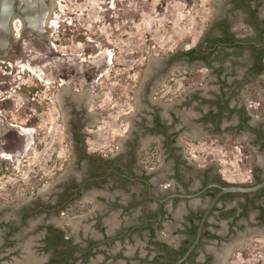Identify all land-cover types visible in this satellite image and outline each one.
<instances>
[{
    "label": "rangeland",
    "instance_id": "obj_1",
    "mask_svg": "<svg viewBox=\"0 0 264 264\" xmlns=\"http://www.w3.org/2000/svg\"><path fill=\"white\" fill-rule=\"evenodd\" d=\"M54 1L51 12L50 0H37L40 7L37 6L35 14L31 13V16L26 18L21 17L23 24L20 23V30L16 31L18 34L11 32L10 41L0 49V59L3 61L0 62V147L4 148L5 157H8L3 158L6 175L0 179V208L11 207L7 210V215L18 211L22 205H32L30 208H35L36 205L44 203L48 199L47 196L53 199L52 193L45 195L46 193L40 191L39 196L35 197L37 201L32 200V204H29V200L34 197L31 196V192L35 191L38 183L49 182L46 184L49 190L55 179L49 175L44 177V180L39 177L40 174L43 175L42 171L51 168L50 153L53 145L58 146L57 172L65 169L61 161L65 158L66 147L59 141V144L56 143L54 137L55 117L52 114L54 110L51 84L48 82L54 69L60 71L61 68H68L74 71L81 63H87L89 69H100L99 72H102V67L104 68L98 82L93 81L94 84L103 87L95 91L103 92L101 99L104 109L99 110L102 113L99 116L102 121L92 129L94 135L89 134L88 142L92 147L86 151L90 155L97 152L108 154L112 151L107 150L105 145L112 147L116 131H119L120 126L125 129L128 125L123 120L128 119L125 113L130 110L129 107H134L132 89H136L141 81L146 79L158 63L159 57L163 60L168 59L171 63L179 62L174 68L170 67L171 63L168 65L163 88L180 90L181 83L191 79L198 80L203 83L201 94L209 99H215L219 96L211 90L210 83L214 77L209 68L204 65H187L183 58L175 53L196 45L211 24L219 23L223 19L227 20L226 23L230 24L233 33L238 36H245L249 31L248 26L244 25L240 18L229 20L230 17L226 13V10H229L228 0ZM262 10L264 12V7ZM48 12L47 19L52 22L50 25L44 24L45 14ZM56 43H59V46L57 52H53ZM84 58L86 60H80ZM109 60H112V63H108ZM38 77H43L46 82H40ZM94 78L96 79L97 75ZM101 80L103 82H100ZM245 104L251 113H256L255 109L261 107L258 101H248ZM60 115L61 112H57L56 129L59 140L62 139L59 136L63 135L59 132L62 126ZM201 134L205 133L199 131L196 134L197 138L186 139L185 154L189 157L190 164H187L186 171L181 174L186 181L191 179V175H204L206 171H210L208 174H213L225 184L250 185L255 181V177L261 178V173L256 174L255 167L259 164L256 153L242 140L233 134L225 139L210 134L202 137ZM237 143L240 145H236ZM98 146L99 148L93 149ZM155 152L150 151L151 154H148L150 159L153 160ZM75 154L76 158L77 151ZM143 155L146 156V153ZM164 163L158 165V169H162V175L159 171L157 176L171 177V167L167 172V165ZM66 171L74 176V180H81L94 173L97 175L105 173L104 168L94 167L88 161L74 163L72 168ZM65 174L66 172L59 177L62 178ZM151 176V180L157 178L156 175ZM130 186L135 191L141 190L136 184L118 183V179L112 174L105 176L102 185L91 187L90 194L84 193V196L78 201H73L72 205L58 206L57 210L47 213L38 210L29 217V222L35 225L33 224L35 221L40 223V218L42 224L53 222L78 248L91 246L86 254H81L83 251L75 247L76 251L74 254L71 253V256L74 255L76 259L74 257L67 259L66 263L69 264H125L123 258L116 254H134L141 257L154 255L158 245L151 242L149 233L134 234L132 237L117 236L123 233L121 230H127L129 225L139 220L135 215L117 227L120 220L129 218L138 209L140 202L137 201L136 194L133 192V201L130 198L125 199L126 204H122V209L119 206L110 209L104 205L105 199H101L102 196L109 199L111 196L108 193L113 190H117L120 196H129L125 189ZM139 195H141L139 198L144 197L142 192H139ZM234 197L242 199L240 194H235ZM64 199L59 197V202ZM259 202L264 204V200ZM145 203L142 204L143 217L149 215L150 218L153 213L151 209L145 208ZM252 210L244 213L245 215L235 223L229 224L231 234L243 231V235L242 239L240 241L237 239L230 248L229 259L225 264H264V223L254 222ZM101 218L102 223L99 221ZM108 223L113 229L108 227ZM218 223L220 230L224 231L226 221ZM36 225L24 226L25 231L31 232V237L36 242L24 244L23 249L28 246L27 254L34 256L36 264H53L52 260L65 259L64 254L59 256L62 251H67L68 248L65 246H59L57 250L49 246L47 249L44 246L41 248L42 243L38 241L43 237L45 229L40 224ZM161 231L162 229H155L153 240L165 237ZM247 231L249 234H246ZM96 242L99 243L93 245ZM24 258L28 256L25 255ZM4 261L7 263V260Z\"/></svg>",
    "mask_w": 264,
    "mask_h": 264
},
{
    "label": "flooded vegetation",
    "instance_id": "obj_2",
    "mask_svg": "<svg viewBox=\"0 0 264 264\" xmlns=\"http://www.w3.org/2000/svg\"><path fill=\"white\" fill-rule=\"evenodd\" d=\"M228 5L229 10H226V13L230 17L229 20H233L236 17L240 18L241 22L248 26L249 31L247 33L249 35L238 36L234 34L230 24L226 23V19L219 23L214 22V25H210L196 45L175 53L179 54L187 65H204L209 68L210 72H213L215 69L213 65L215 64L214 57L218 50L223 48L231 51L230 48L235 47L230 46L232 43L231 38L225 39L226 32L234 35L235 39L232 44H235L236 47H241L243 51H245L244 46L264 45V12L262 10L264 0H228ZM37 6L40 7L37 0H0V46L3 45L0 49H3L7 44L6 42L10 41L11 32L18 34L16 32L17 28H20V23L23 22L20 20L21 17L26 18L31 16V13L34 15ZM238 13H242V15ZM46 19L45 15L44 24H46ZM57 46H59V43L55 44L53 52H57ZM0 62L3 61L0 59ZM107 62L112 63V60ZM157 62L155 68H152L153 70L146 79H143L136 89H132L134 91V107H129L131 111L129 110L125 113V117L128 119L123 120L128 125L125 126V129L120 126L119 131H116L112 147L105 145L107 150L112 151L108 154L97 152L90 155L86 151L92 147L88 142L89 134L94 135L92 129L102 121L99 117L102 113L99 110L104 109V103L101 99L103 92L95 93V91L103 87L94 84L93 81L98 82L99 76L103 75L104 68L102 67V72H99L100 69H89L87 63H85L86 65L81 63L76 70L72 68L74 71H70L68 68H61L60 71L54 69L52 71L48 82L51 84V101L54 110L52 114L55 117V131H53L56 138L55 142L58 144L60 142L66 147L65 158L61 161V165L65 166V169L62 172H57L59 169L58 146L53 145L50 153L51 168L45 172L42 171L43 175L40 174L39 177L44 180V177L49 175L55 177V179L49 190L46 187L49 182L46 184L38 183L35 191L31 192V196L34 195V197L29 200V204H32V200L37 201L35 197L39 196L40 191L46 193L45 195L52 193L54 195L53 199L51 200V197L44 195L48 198L44 203L38 204L32 209L30 208L32 205H22V208L18 211L8 215L6 214L7 210L11 207L0 208V264H14L15 260H20L25 255L28 256L29 260L33 261L28 260V263L36 264L34 256L31 257L27 254L29 252L28 246L23 249L24 244L27 242L29 244L31 242L36 243L31 237V232L25 231L24 226L31 227L40 224L44 227L45 233L38 242L42 243L41 248L44 246L46 249L47 245L49 246L50 244V240L47 237L56 238L59 235L58 231L63 232L53 222L42 224L41 218L39 219L40 223L35 221L33 223L35 225H31L29 217L37 213L38 210L47 213L51 212V210L55 211L58 206L72 205V202L78 201L79 198L84 196V193L90 194L92 192L90 190L91 187L96 188L102 185L105 176L111 174L118 179V183H132V185L140 186L141 190L139 192H142L145 199L151 202L154 207L153 216L148 218V220H160V222L154 221L155 225L153 226H156L155 229H162L166 225H170L176 228L179 235L176 240L172 241H168L166 236L153 240L155 233L151 232V242L155 243L156 246L158 245L156 254L145 257L125 253L116 254V256L123 258L125 264H172L183 256L193 244L200 219L213 197L219 191V188L208 187L198 195L191 197L180 196L179 194H195L210 183L226 184L213 174H208V171L204 175H191V179L188 181L181 177V174L186 171L187 164H190L189 157L185 154L186 139L197 138L196 134L201 130L200 128H204L210 133L218 131L223 133L226 131V127L222 128L220 124L223 120L219 122L217 119V116H220L216 115V109H214L215 107L217 108V103L201 94L203 91L202 82L191 79L181 83V89H177L178 91L175 89L167 90V88H163V81L166 78V71L171 61L169 62L168 59L163 60V58L159 57ZM15 63L17 64V61ZM22 68L25 67L22 66ZM95 75H97L96 79L94 78ZM38 80L46 82L43 77H38ZM100 82L103 81L101 80ZM222 82L220 84L222 86L220 93L223 96H232L236 93L234 91L235 88L232 84H228L226 79ZM168 91L169 93L167 94ZM173 98L176 99L174 100ZM36 106L39 107V105ZM55 110L61 112L62 129L60 128L59 130L63 134L59 136L62 138L61 140L58 139V130L56 129L58 117ZM97 148L99 146L93 147V149ZM100 150L103 151V149ZM152 150L156 151L153 160L148 155L151 154L150 151ZM75 151H77L76 158ZM145 153L146 156L143 155ZM97 154L99 157H95ZM4 155V148L0 147V179H3L6 175ZM86 161L90 162L94 167L104 168L105 173L99 175L94 173L81 180H74V176L69 175V171H66V169L72 168L74 163H84ZM162 162L166 163L167 172H169L168 169L171 167V177L163 178L157 176L159 171L161 172L160 175H162V169H158V165ZM64 172H66L65 176L59 177ZM151 175H156L157 178L151 180ZM163 175L165 177V174ZM262 179L255 177V181L252 184ZM116 191L113 190L108 193L111 196L109 199L106 196L101 197V199H105H103L105 201L103 202L104 205L109 206L110 209H116L117 206L121 207V209L123 208L121 196ZM125 191L129 193V198L132 200L133 192H136L135 189L130 186ZM260 193L262 195H259ZM130 194L132 195L130 196ZM172 194L176 195L171 196ZM235 194H240L242 199L233 198ZM59 197L65 199L59 202ZM194 198L196 201L191 202L190 200ZM260 200H264V187L250 193L229 192L222 194L207 214L197 242L185 259L178 264H225L229 259L230 248L236 243L237 239L240 241L242 239L241 235H243V231L240 233L236 231L231 234V226L229 224L235 223L237 219L245 215L244 213L252 209L254 222L264 223V204L259 202ZM258 206L262 207V209ZM232 207H237L235 216L222 218L221 213ZM176 211H178L177 219H175L176 216H173ZM99 221L102 223V218ZM219 221H226V230H220ZM131 226L129 225V228ZM247 232L246 234H249ZM161 233L164 235V231H161ZM66 239L70 240L68 237ZM69 243L68 245L72 249L77 247L79 251H83L81 254H86L90 251L89 248L91 246L82 249L72 244L71 240ZM98 243L96 242L93 245ZM4 260H7V263ZM63 261L65 260L63 259ZM55 262L57 261L52 260L53 264Z\"/></svg>",
    "mask_w": 264,
    "mask_h": 264
},
{
    "label": "crops",
    "instance_id": "obj_3",
    "mask_svg": "<svg viewBox=\"0 0 264 264\" xmlns=\"http://www.w3.org/2000/svg\"><path fill=\"white\" fill-rule=\"evenodd\" d=\"M245 51L241 47H231L230 54L225 58L219 53L217 57H214L215 69L213 72H210L214 77L213 82L210 83L211 89L218 94V98L213 99V102L217 103L216 115L217 119L221 121L220 126L226 127L225 132H215L210 133L203 128H200L201 136L210 134L216 136L220 139H225L230 134H233L237 139L242 140L245 145L255 151L257 156L256 160L258 161L256 174L261 173V178H264V45H254L251 47H245ZM227 80L228 84H232L235 88L234 93L231 95L223 96L221 92L220 84L224 80ZM222 82V83H221ZM215 86V88H213ZM237 86V87H236ZM216 94V95H217ZM246 99V101H244ZM258 101L260 102V108L255 109L256 113H251L250 109H246V102L248 103ZM225 114V115H224ZM224 117V119H222ZM210 172V171H208ZM136 188V187H135ZM137 189V188H136ZM135 197L137 201L140 202L139 207L134 211L130 217L125 218V220H120L117 227L122 226L124 221H129L131 218H134L136 215L137 222L123 231L120 235L117 236H133L134 234H150L151 232L155 233L154 221H149V215H144L142 204L145 203V208L151 209V212H154V207L151 202H148L145 199V196L139 198V190L135 192ZM122 204H126V200L129 198L128 195L121 196ZM126 199V200H125ZM145 200V201H144ZM144 201V202H142ZM191 202L196 201V199H191ZM184 202V200H183ZM175 214V215H174ZM173 216H176L177 219L178 213H174ZM115 218V217H114ZM108 219V218H107ZM108 227L113 229V226L108 223ZM115 226V225H114ZM152 228V229H151ZM152 230V231H151ZM111 231V230H110ZM164 235L167 237L168 241L176 240L179 236L177 234L176 228L170 225L162 228ZM133 248L132 246H130Z\"/></svg>",
    "mask_w": 264,
    "mask_h": 264
},
{
    "label": "water",
    "instance_id": "obj_4",
    "mask_svg": "<svg viewBox=\"0 0 264 264\" xmlns=\"http://www.w3.org/2000/svg\"><path fill=\"white\" fill-rule=\"evenodd\" d=\"M177 65H179V62H172L170 67L174 68ZM208 187H216L219 188V191L216 193V195L213 197V199L211 200V202L209 203L207 209L205 210V212L203 213L201 219H200V223L198 226V230H197V234H196V238L193 242V244L189 247V249L186 251V253L181 256L177 261H175L172 264H178L180 263L182 260L185 259V257L187 256V254L189 253V251L193 248V246L195 245V243L197 242L200 233H201V228H202V224L207 216V214L209 213V211L211 210V208L213 207V205L215 204V202L217 201V199L224 193H250V192H255L259 189H261L262 187H264V178L254 184H250V185H237V184H229V185H223V184H219V183H210L207 186H205L204 188H202L200 191L196 192L195 194H179L180 196H186V197H191L194 195H198L199 193H201L203 190H205ZM176 194H172L171 196H174ZM29 258H21L20 260H15L14 264H34V263H28Z\"/></svg>",
    "mask_w": 264,
    "mask_h": 264
},
{
    "label": "trees",
    "instance_id": "obj_5",
    "mask_svg": "<svg viewBox=\"0 0 264 264\" xmlns=\"http://www.w3.org/2000/svg\"><path fill=\"white\" fill-rule=\"evenodd\" d=\"M242 1H245V0H242ZM233 36L234 35L226 32L225 39L231 38V41L233 43V40L235 39ZM232 43L230 44V46H236L235 44H232ZM218 44H220V43H218ZM219 53L225 58L226 56H228L230 54V51H227V50L221 48V49L218 50L217 55H219ZM217 55L215 57H217ZM258 207L262 209V207H260V206H258ZM236 210H237V207H232L229 210L223 211L221 213V216H222V218H227V217H230V216H235ZM58 234L59 235L56 238H51V237L49 238V237H47L50 240L49 241V243H50L49 244V247H53V249H55V250H57V247H59V246H65V248L67 247L68 248L67 251H62V253L59 255V256H62L64 254L65 256H63V258H65L64 259L65 261H63V259H61V260L57 261V264H63V263L64 264H69V263H66L67 262V259L71 258V253L72 252H75L76 250L75 249H72L71 246L68 245V244H70L69 243L70 240H67L65 238L64 233H61V232L58 231ZM69 249H70V251H69ZM74 259H76V258L74 257ZM55 264H56V262H55Z\"/></svg>",
    "mask_w": 264,
    "mask_h": 264
},
{
    "label": "bare ground",
    "instance_id": "obj_6",
    "mask_svg": "<svg viewBox=\"0 0 264 264\" xmlns=\"http://www.w3.org/2000/svg\"><path fill=\"white\" fill-rule=\"evenodd\" d=\"M54 4H55V1L53 2V0H52V1L50 2V10H51V12H52V9H53V7H54ZM45 15H46V17L49 16V12L46 13ZM51 23H52V22L50 21L49 18L46 19V24L50 25ZM17 30L19 31L20 28H17ZM4 33H5V32H4ZM29 261H31V260H29ZM32 262H33V261H32Z\"/></svg>",
    "mask_w": 264,
    "mask_h": 264
},
{
    "label": "built area",
    "instance_id": "obj_7",
    "mask_svg": "<svg viewBox=\"0 0 264 264\" xmlns=\"http://www.w3.org/2000/svg\"><path fill=\"white\" fill-rule=\"evenodd\" d=\"M236 145H240V143H237ZM238 151L240 152V147L238 146L237 147ZM6 155L3 156V158H8V157H5ZM225 178V177H224Z\"/></svg>",
    "mask_w": 264,
    "mask_h": 264
},
{
    "label": "clouds",
    "instance_id": "obj_8",
    "mask_svg": "<svg viewBox=\"0 0 264 264\" xmlns=\"http://www.w3.org/2000/svg\"><path fill=\"white\" fill-rule=\"evenodd\" d=\"M224 183V182H223ZM226 185H229V184H226Z\"/></svg>",
    "mask_w": 264,
    "mask_h": 264
}]
</instances>
